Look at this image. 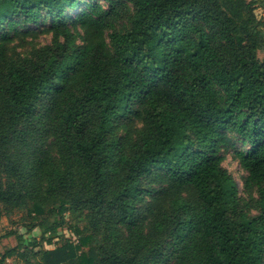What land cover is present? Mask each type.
<instances>
[{
	"label": "trees",
	"instance_id": "obj_1",
	"mask_svg": "<svg viewBox=\"0 0 264 264\" xmlns=\"http://www.w3.org/2000/svg\"><path fill=\"white\" fill-rule=\"evenodd\" d=\"M255 3L0 0V217L42 231L0 264H264Z\"/></svg>",
	"mask_w": 264,
	"mask_h": 264
},
{
	"label": "rangeland",
	"instance_id": "obj_2",
	"mask_svg": "<svg viewBox=\"0 0 264 264\" xmlns=\"http://www.w3.org/2000/svg\"><path fill=\"white\" fill-rule=\"evenodd\" d=\"M255 1V0H249ZM255 13L257 15L258 20L261 22V28L264 30V0H257L255 3ZM50 41V36H41L39 37L37 43L45 44ZM26 51L27 48L20 49ZM259 57L261 60H264V51H259ZM223 165L233 174L235 177L239 188L240 194L243 197H247V194L244 190V177L247 175L246 170H244L239 161L235 159L233 152L229 151L225 153V161ZM78 219H76L75 215L72 212H68L66 214V222L63 223L62 226L59 227L58 233L59 236L55 240V244L50 245L43 241L42 244L35 247V249H31L30 245L26 247V249L34 250V252L40 250H49L53 249L57 245L64 244L67 240H71L73 242H78L79 235L74 231V225ZM32 219L26 213V211H13L12 213H3L0 217V253H4L6 250L10 248L17 247L18 245V236H22L25 239V242H29L32 238L41 239L42 231L40 228H34L31 231H28V227L32 224ZM28 243H26L27 245ZM8 262L10 264H28L22 259L13 258L9 259ZM32 263L40 262V256L35 254L32 255L31 258Z\"/></svg>",
	"mask_w": 264,
	"mask_h": 264
}]
</instances>
